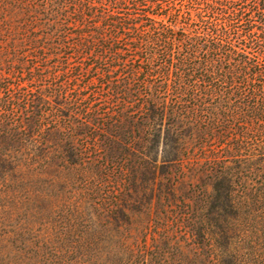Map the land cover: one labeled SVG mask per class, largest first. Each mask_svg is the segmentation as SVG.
<instances>
[{"label": "trees", "instance_id": "obj_1", "mask_svg": "<svg viewBox=\"0 0 264 264\" xmlns=\"http://www.w3.org/2000/svg\"><path fill=\"white\" fill-rule=\"evenodd\" d=\"M161 142L176 230L114 166ZM0 264H264V0H0Z\"/></svg>", "mask_w": 264, "mask_h": 264}, {"label": "rangeland", "instance_id": "obj_2", "mask_svg": "<svg viewBox=\"0 0 264 264\" xmlns=\"http://www.w3.org/2000/svg\"><path fill=\"white\" fill-rule=\"evenodd\" d=\"M162 140V139H161ZM169 141V140H168ZM171 143V142H170ZM152 145V144H149ZM163 148H165L163 146V143L161 142V145L159 144V147H155V148H151V153H149L148 159H149V163H148V167H152V166H156L157 169V174H158V178L156 179V181L154 182L155 184L152 185V187H150L151 185L149 184L148 181V171L144 172V170L141 168V163H142V159H136V158H132V162L129 163V165H127L124 161H116L114 162V166L119 167V171H117L116 174H119V172H122V174H124V171L127 169V167L130 169L128 171V175L127 176L131 183H126V186L128 188V202L130 206L135 205L137 208L140 209V211H131V218L135 219L136 224L137 222L146 225L148 222V219H150L149 224L151 226V228H153L155 225L156 226H161V225H165L166 223H168L169 226H172L174 229L177 227V223L176 220L181 221V219H179L180 215H178L174 220H172V218H166V217H162V215H160V217H157L156 211H160V210H167L169 212V214L173 213L176 214L179 211L182 212L183 209H187L186 204H190L193 201V197H195V195H192V190L195 189L194 185L198 184L199 181L198 180H194L192 178H184L185 181H182V178H178V165L180 164L179 162H174V163H165L163 166L161 165V162H163L166 157H164V152H160V150ZM136 150H143V152H149V146H143L142 148L139 149V147L135 148ZM167 149V148H166ZM158 150V154L153 152ZM180 153V151H179ZM157 157V162L154 165L153 159ZM172 153H170V155H168V159L172 158ZM139 158H144L141 157L139 155ZM135 160V161H134ZM185 164V163H182ZM121 166H124L121 168ZM136 166L139 167L137 168V172H135L134 169L131 168H135ZM122 169V171H121ZM186 171V168H183ZM120 177V175H117ZM135 179V185H133V181ZM124 180V178L122 179ZM149 184V185H148ZM190 184V186H189ZM125 187V185L121 184L120 185V189L123 190ZM51 188V187H50ZM56 188H54L55 191ZM191 190V191H190ZM70 191V190H68ZM158 193V194H162V195H166L167 198L165 199L164 197H162L161 200H156L154 193ZM173 192V194L171 192ZM69 194V193H68ZM77 195H79V193H77ZM146 197L151 198L152 197V201H151V206L150 209L149 207H147L145 205V200ZM186 197V198H185ZM192 198V200H190ZM61 200H66V201H71V198L69 199L68 195L66 197H61ZM62 202V201H61ZM70 204V203H69ZM61 206V203H60ZM66 214V210L62 209L61 212L57 215H55V220H56V225L61 226L60 225V221L65 220V218H61L63 216H65ZM147 214V215H146ZM183 218V217H182ZM187 219H185L184 221H186Z\"/></svg>", "mask_w": 264, "mask_h": 264}]
</instances>
